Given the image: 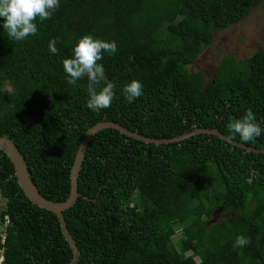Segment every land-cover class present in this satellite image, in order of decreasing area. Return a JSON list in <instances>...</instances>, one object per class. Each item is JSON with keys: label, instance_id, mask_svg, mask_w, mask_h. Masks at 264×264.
Listing matches in <instances>:
<instances>
[{"label": "trees", "instance_id": "16d2710c", "mask_svg": "<svg viewBox=\"0 0 264 264\" xmlns=\"http://www.w3.org/2000/svg\"><path fill=\"white\" fill-rule=\"evenodd\" d=\"M261 1L59 0L22 41L8 37L0 19V135L14 141L33 182L54 201L67 198L80 140L101 120L153 138L215 127L264 148V132L245 143L227 128L251 108L264 129V45L243 60L225 55L214 78L190 69L215 30L242 21ZM85 34L118 49L98 62L116 86L107 109H89L87 78L73 86L63 70ZM131 80L143 89L129 103L122 89ZM78 192L63 211L76 264H264L262 152L214 134L155 144L103 128L88 141ZM0 194V216L10 220L3 264H69L56 214L26 197L2 150ZM217 214L224 218L213 221ZM238 235L251 243L235 247Z\"/></svg>", "mask_w": 264, "mask_h": 264}, {"label": "clouds", "instance_id": "9594fccd", "mask_svg": "<svg viewBox=\"0 0 264 264\" xmlns=\"http://www.w3.org/2000/svg\"><path fill=\"white\" fill-rule=\"evenodd\" d=\"M58 6L59 0H0V19L3 21V29L6 30L8 37L16 41L25 40L38 33L37 19L40 21L50 19ZM55 45V39L48 44L53 54L58 52ZM117 50L114 42H107L85 34L76 39L75 44L72 45L71 58L62 60L63 70L68 76V84L77 86L79 80L87 78V107L93 111L111 107L115 98L116 86L107 79L103 65L98 62L103 59V53L115 54ZM142 89L143 85L138 80H131L124 85L122 94L129 103H132L141 96ZM227 128L230 133L238 134L245 143L259 137L264 132L251 108L246 110L242 118L230 121ZM4 216L8 217L4 214L0 218L3 220ZM7 227L4 230L0 226V231L5 232V239ZM250 243L249 237L238 235L234 246L242 248ZM0 246L4 247V243Z\"/></svg>", "mask_w": 264, "mask_h": 264}, {"label": "water", "instance_id": "95a60500", "mask_svg": "<svg viewBox=\"0 0 264 264\" xmlns=\"http://www.w3.org/2000/svg\"><path fill=\"white\" fill-rule=\"evenodd\" d=\"M103 128H113L118 130L120 133L125 134L127 136L133 137L137 140H141L143 142H152L155 144L160 143H170L182 140L184 138H187L191 135H195L198 133H207V134H214L219 136L220 138L224 139L225 141L229 142L232 145L239 146L241 148H244L246 150H252L255 152H262L264 153V148H256L252 145H246L244 143L238 142L228 136H226L223 132H221L218 128L212 127H201L196 128L188 132H184L180 135L170 137V138H153V137H147L140 133H138L136 130L131 131L128 128L122 126L118 122L112 121V120H101L99 122H96L91 127H89L83 134L80 143L78 145V148L75 153V157L73 160V163L70 168V190L67 198L62 201H54L51 199L46 198L41 194L38 187L33 182L30 173L27 168V164L24 160V157L22 153L17 148L14 141L7 136L0 135V150H2L11 160L13 167H14V173L17 178L18 185L26 195V197L37 206L44 208L48 211L53 212L56 214L59 225L61 228V232L65 238V240L68 242L71 251H72V257L69 264H76L78 258H79V250L76 246L75 240L70 234L65 218L63 215V211L70 206L74 204L76 201L79 192H78V174L79 170L81 168V163L84 159L85 150L88 144L89 139L92 137L94 133L97 131L103 129ZM45 264V263H44Z\"/></svg>", "mask_w": 264, "mask_h": 264}, {"label": "rangeland", "instance_id": "374dc122", "mask_svg": "<svg viewBox=\"0 0 264 264\" xmlns=\"http://www.w3.org/2000/svg\"><path fill=\"white\" fill-rule=\"evenodd\" d=\"M183 11L181 8V13ZM213 38L212 44L206 47L190 65L192 71L201 70L206 78L216 76L218 65L225 55L231 54L236 60H243L264 45V0L253 7L242 21L227 28L215 30ZM6 89H11L10 85H6ZM4 204L5 199L0 194V210ZM219 214L213 221L224 218ZM180 230V228L176 229L174 239Z\"/></svg>", "mask_w": 264, "mask_h": 264}, {"label": "built area", "instance_id": "2783aa9c", "mask_svg": "<svg viewBox=\"0 0 264 264\" xmlns=\"http://www.w3.org/2000/svg\"><path fill=\"white\" fill-rule=\"evenodd\" d=\"M8 223H9V219L7 216H4L3 220L0 218V226L3 227L4 230L6 229ZM4 239H5V232L0 231V244L4 243ZM4 249H5V247L0 246V264H3Z\"/></svg>", "mask_w": 264, "mask_h": 264}]
</instances>
